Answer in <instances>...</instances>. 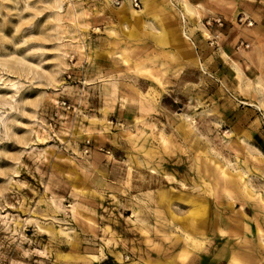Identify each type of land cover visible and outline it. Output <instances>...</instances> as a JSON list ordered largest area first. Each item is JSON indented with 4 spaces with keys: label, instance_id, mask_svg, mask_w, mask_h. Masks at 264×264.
Returning a JSON list of instances; mask_svg holds the SVG:
<instances>
[{
    "label": "rangeland",
    "instance_id": "374dc122",
    "mask_svg": "<svg viewBox=\"0 0 264 264\" xmlns=\"http://www.w3.org/2000/svg\"><path fill=\"white\" fill-rule=\"evenodd\" d=\"M119 6L0 0V264H264V0Z\"/></svg>",
    "mask_w": 264,
    "mask_h": 264
},
{
    "label": "built area",
    "instance_id": "2783aa9c",
    "mask_svg": "<svg viewBox=\"0 0 264 264\" xmlns=\"http://www.w3.org/2000/svg\"><path fill=\"white\" fill-rule=\"evenodd\" d=\"M111 2L112 5L114 6H119L121 5L123 2H127L129 3L133 8H140L141 6V0H109ZM239 21H242V18L239 19ZM244 22H246L247 26H251L252 25V21L248 20V19H244ZM219 25H221L220 21L218 20ZM242 44V43H241ZM247 46V45H246Z\"/></svg>",
    "mask_w": 264,
    "mask_h": 264
},
{
    "label": "bare ground",
    "instance_id": "6f19581e",
    "mask_svg": "<svg viewBox=\"0 0 264 264\" xmlns=\"http://www.w3.org/2000/svg\"><path fill=\"white\" fill-rule=\"evenodd\" d=\"M119 10H120V11H126V10H133V8H130L126 2H123V3L119 6ZM134 12H136V11H134Z\"/></svg>",
    "mask_w": 264,
    "mask_h": 264
}]
</instances>
